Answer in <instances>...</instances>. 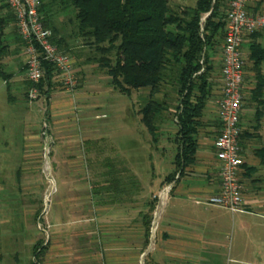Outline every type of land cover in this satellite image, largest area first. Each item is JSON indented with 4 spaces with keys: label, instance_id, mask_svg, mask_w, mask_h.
Returning a JSON list of instances; mask_svg holds the SVG:
<instances>
[{
    "label": "crops",
    "instance_id": "0c3cea01",
    "mask_svg": "<svg viewBox=\"0 0 264 264\" xmlns=\"http://www.w3.org/2000/svg\"><path fill=\"white\" fill-rule=\"evenodd\" d=\"M249 11L252 14L263 12L264 0L252 2ZM0 19L4 26L0 79L8 90V104L13 113L30 114L22 106L24 102L31 103L26 57L16 20L6 0H0ZM224 44L225 38L209 53L213 67L212 97L202 118L194 161L181 168L176 165L178 127L172 116L167 115L166 121L159 126L158 141H153L139 115L141 106L133 105L134 94H121L126 138L121 151L110 140L107 124L100 123L110 119L111 111L101 115L104 111L99 110L98 94L91 92L95 66L76 68L81 89L75 96L63 91L54 76L53 87L47 94L42 93L41 98L48 106L42 124L38 127L29 124L27 128L22 166L18 163L20 160L15 159V166L7 167L3 157L0 158V264L16 263L26 250L30 251L31 264L35 260L34 248L40 242L47 248L38 264H219L218 260L227 252L234 251L228 248L227 242L231 232L239 233V257L251 253V248L242 244V237L252 232H257L258 237L264 236L261 231L264 230V93L259 101L255 96L260 80H264V63L256 68L251 60V50L255 44L264 49V35L246 37L242 48L246 62L240 148L245 164L240 169V181L247 213L235 215L227 209L206 204L222 189L215 142L222 129L219 102L224 90ZM74 62L82 63L76 58ZM139 95H144L146 102L150 99L147 90ZM172 105L171 113H174L175 104ZM46 123L54 140L50 163L58 186L50 213L39 204L40 195L44 198L48 191H45L41 175L43 164L46 165L47 139L43 135ZM148 134L158 145L167 137L171 152L175 154L170 163L162 166L164 173L160 176L156 175L160 169H149L151 166L147 165L152 162L150 157L147 158ZM102 145L110 146L112 154L114 147L121 152V163L127 171L122 175L124 183L130 176L139 181L140 189L133 201L123 192L122 200L116 202L114 191L105 189L110 185V178L105 177L108 169L101 172L96 165L93 170L92 157L98 151L92 156V148ZM100 154L103 158L110 157L107 149ZM13 160L12 156L6 158L11 164ZM164 161L162 158L160 163ZM147 185L155 191L148 190ZM21 193V206L26 212L24 234L28 236L24 243L19 240ZM149 193L153 198L147 200ZM153 201L156 209L151 233L155 222L156 230L155 243L151 247V239L147 245L145 221ZM41 214L45 230L38 224ZM150 247V253L146 255Z\"/></svg>",
    "mask_w": 264,
    "mask_h": 264
},
{
    "label": "trees",
    "instance_id": "16d2710c",
    "mask_svg": "<svg viewBox=\"0 0 264 264\" xmlns=\"http://www.w3.org/2000/svg\"><path fill=\"white\" fill-rule=\"evenodd\" d=\"M42 1V18L53 33L56 47L73 60L82 61L75 64L76 68L92 65L106 72L111 85L123 95L148 90L150 99L139 115L153 141H158L159 126L167 115L172 116L178 127L176 165L181 168L191 164L197 152L202 118L213 92L209 53L225 38L232 0H198L190 8L173 5L169 0ZM3 35L0 19V44ZM2 49L0 45V53ZM251 60L256 68L264 63L260 44L252 47ZM45 70L40 85L43 94L53 87L55 76L52 66L46 65ZM169 88L174 96L166 91ZM263 93L262 78L255 90L258 101ZM159 95L163 96L162 100ZM173 98L175 112L171 113L173 105L169 103ZM106 168L105 177L110 178V185L105 189L114 191L116 202L122 200L123 192L133 201L140 189L137 178L130 176L124 183L122 175L127 173L126 169L120 170L113 162L107 163ZM123 185L129 188L123 189ZM155 209L153 201L145 221L148 246ZM38 220L39 225L43 223L42 217ZM46 248L42 242L37 244L31 264H38Z\"/></svg>",
    "mask_w": 264,
    "mask_h": 264
},
{
    "label": "built area",
    "instance_id": "2783aa9c",
    "mask_svg": "<svg viewBox=\"0 0 264 264\" xmlns=\"http://www.w3.org/2000/svg\"><path fill=\"white\" fill-rule=\"evenodd\" d=\"M16 17L17 29L26 57V75L31 84L28 99L31 103L42 97L40 85L45 79V66H52L55 80L67 92L74 93L80 87L75 62L61 52L53 42V33L46 28L42 18V0H6ZM255 0H232L227 15V28L223 60V97L219 102L222 129L215 142V150L221 167L222 189L220 194L206 204L229 210L232 214H245L240 169L245 161L240 148V117L244 103L245 57L242 51L245 38L256 33L264 35V11L252 14L249 5ZM46 123L43 135L47 139L44 152L45 173L51 172L50 156L53 138ZM50 182L53 180L50 178ZM53 188V193L56 192ZM50 198L46 202L50 203ZM44 224L40 223V227ZM45 228V227H44ZM46 229V228H45Z\"/></svg>",
    "mask_w": 264,
    "mask_h": 264
},
{
    "label": "rangeland",
    "instance_id": "374dc122",
    "mask_svg": "<svg viewBox=\"0 0 264 264\" xmlns=\"http://www.w3.org/2000/svg\"><path fill=\"white\" fill-rule=\"evenodd\" d=\"M173 5H180L182 7H194L197 0H169ZM8 4V3H7ZM19 35V33H18ZM20 38V36H19ZM92 70L94 72L91 75V83H90V88H92L91 92L92 93H97L98 94V105L100 106V111H104L101 113V115H108L109 113V120H104L106 122H100L102 124H107V127L109 128L108 131V136L110 140H112V143L119 147L121 151H123V147L126 142L125 136V130L123 128V99L120 96L121 93L119 91H116L114 87L111 85V80L107 76L106 72L101 71L97 66H95ZM4 81L0 79V158L3 157L2 161L3 164H6V166H15V159L20 160L18 163L20 166H22V160L24 158V151H25V146L27 144V134H28V126L29 124L38 127L39 125L42 124L43 119L45 118L46 111L48 109L46 100L41 98L40 100L33 102V103H23V107L27 110L30 111V114H14L13 111L10 108V105L8 104V90L7 88L3 87ZM81 89V86L78 88V90L74 93H70L72 96H75ZM65 91L64 89H62ZM148 91V90H147ZM170 96H174L172 90L169 88L166 90ZM140 92H133L134 94V100H132L134 107L141 106L143 107L146 103L145 100H143L145 97L144 95H139ZM72 99L74 97H71ZM159 100H162L163 96L159 95L158 96ZM174 98L172 102L170 101V105L174 104ZM27 111V112H29ZM114 112V113H113ZM166 115V113H165ZM168 138L162 142V144H155L152 142V139L150 135H147V140H148V150H147V158L151 159L152 162H147L149 169L152 167H157L156 169L159 170L160 173H156L157 176H160L161 174L164 173V171H161L162 166L167 165L168 163L171 162V159L175 157V154H172L171 152V143ZM107 149L108 154L110 157L103 158L100 154V152L105 151ZM96 151H98V155L96 154ZM92 156L93 154L95 155L92 157V162H93V170H95V166H99V170L102 171H107L106 165L109 162L115 163V165L122 170L123 164L122 162V156L121 152L117 150L116 147H114V152L113 154L110 153V146L105 148L104 145L98 148L96 146L95 148H92ZM106 154V153H105ZM12 156L14 158L13 164L10 162L6 161L7 157ZM6 157V158H5ZM162 158L165 160L162 164L160 161ZM97 160V161H96ZM99 161V162H98ZM149 161V160H148ZM2 164V163H0ZM154 166H152V165ZM52 164L50 163V166ZM44 169L41 172L42 178L44 180V186H45V191L48 189L47 193L45 194V197L43 198V195H40L39 199V204L42 209H45L49 213L51 212V208H53V198L54 196L57 195L58 193V186L57 182L53 176V171L45 173L46 165L45 163L43 164ZM52 169V166H51ZM157 172V171H155ZM148 177H150V172H148ZM53 180V183L50 182L49 179ZM148 187V185H147ZM53 188H56V192L53 193ZM152 190L153 192L155 189L153 187H148V190ZM157 192V189H156ZM50 198V203L46 202V198ZM153 198V194H147V200H150ZM23 200V194L21 193L19 195V201H20V208L18 212L19 216V240L20 242L24 243L23 241L28 239V236H26L25 233V227L23 225L24 223V218H26V212L23 210V207L21 202ZM48 213V214H49ZM41 217L42 214H41ZM41 217L40 221H41ZM44 224V223H43ZM45 225V224H44ZM46 226V225H45ZM41 229H45L44 226L40 227ZM5 227L3 226L2 231H5ZM48 231V230H47ZM233 231V230H232ZM264 232V230H261ZM13 233H14V228H13ZM6 233H4L5 235ZM239 233L236 232H231V235L228 238V248L233 249L234 251L227 252L226 255L218 260L219 264H264V236L258 237L257 232H252L249 235H244L242 237V244L246 247H250L251 253H246L245 255H242L239 257ZM241 243V242H240ZM235 248V249H234ZM28 253H30L29 250L25 251V254L19 259V261L16 260V263L14 264H30V258L28 256ZM6 263L11 264L6 261Z\"/></svg>",
    "mask_w": 264,
    "mask_h": 264
},
{
    "label": "water",
    "instance_id": "95a60500",
    "mask_svg": "<svg viewBox=\"0 0 264 264\" xmlns=\"http://www.w3.org/2000/svg\"><path fill=\"white\" fill-rule=\"evenodd\" d=\"M155 224H156V222H155ZM155 224H154L153 233H152V238H151V247H152V245L155 243V230H156V228H155ZM151 247H150L149 250L147 251L146 255H148V254L150 253V249H151Z\"/></svg>",
    "mask_w": 264,
    "mask_h": 264
}]
</instances>
